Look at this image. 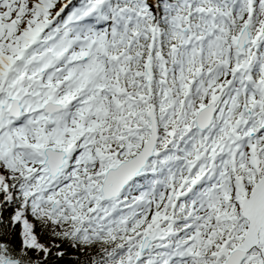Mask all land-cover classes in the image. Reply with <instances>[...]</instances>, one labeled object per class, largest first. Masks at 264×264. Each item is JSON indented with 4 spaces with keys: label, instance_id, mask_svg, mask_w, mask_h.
Segmentation results:
<instances>
[{
    "label": "snow or ice",
    "instance_id": "snow-or-ice-1",
    "mask_svg": "<svg viewBox=\"0 0 264 264\" xmlns=\"http://www.w3.org/2000/svg\"><path fill=\"white\" fill-rule=\"evenodd\" d=\"M0 264H264V0H0Z\"/></svg>",
    "mask_w": 264,
    "mask_h": 264
}]
</instances>
